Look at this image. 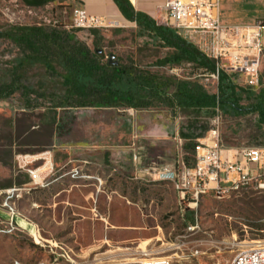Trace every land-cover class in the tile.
Returning a JSON list of instances; mask_svg holds the SVG:
<instances>
[{
    "label": "rangeland",
    "instance_id": "obj_1",
    "mask_svg": "<svg viewBox=\"0 0 264 264\" xmlns=\"http://www.w3.org/2000/svg\"><path fill=\"white\" fill-rule=\"evenodd\" d=\"M74 1L31 6L23 0H0V32L14 26L56 27L92 50L93 42L99 41L103 61L111 55V62L132 64L164 78L190 76L208 93L215 92V83L187 64L156 66L169 50L134 23L76 28ZM220 17L226 25L263 23L264 0H220ZM155 22L164 25L161 17ZM20 52L0 36V84L9 79L10 71H17L23 75L22 84L33 88L43 69L33 65L15 70ZM230 79L248 88L238 75ZM260 89H264V49L260 86L254 91ZM36 102L39 107L26 108L20 91L0 98V264H103L139 254L145 241L146 252L172 264H230L244 243L264 242V192L245 189L189 204L179 199L170 183L152 177L153 168H176L182 161L183 141L177 132L186 115L172 116L162 105L146 110L57 109V120L64 119L61 137L69 143L58 146L53 131L58 135L59 128L47 124L52 111L42 99ZM217 114L222 148L254 147L260 141L256 115L234 116L222 110ZM113 116L133 120L134 132L127 142L106 149L89 144L79 131L89 122L104 124ZM36 155L44 159L22 160ZM166 157L173 166H165ZM48 161L52 166L48 174L40 185L33 184L30 171ZM31 228L41 237L39 243L30 235Z\"/></svg>",
    "mask_w": 264,
    "mask_h": 264
},
{
    "label": "trees",
    "instance_id": "obj_2",
    "mask_svg": "<svg viewBox=\"0 0 264 264\" xmlns=\"http://www.w3.org/2000/svg\"><path fill=\"white\" fill-rule=\"evenodd\" d=\"M23 1L27 5L40 6L50 0ZM112 2L126 21L134 23L169 50L156 60V66L187 64L202 74L214 72L215 62L174 30L136 11L128 0ZM0 36L21 51L15 70L33 65L43 69L33 88L22 84L21 73L10 71L9 79L0 84V98L20 91L26 108L39 107L36 101L42 99L52 111L47 122L50 127L58 121L57 109L112 107L146 110L162 105L172 116L176 112L186 115L185 124L178 129V137L183 141V163L193 166L197 140L209 129V121L217 110H222L234 116L256 115L260 141L254 147H264V89L257 92L249 87L242 89L231 81L229 75L220 72L216 93H208L190 76L164 78L132 64L103 61V53L97 50L99 41L93 42L92 50L74 35L56 27L14 26L0 32ZM31 95L34 100L30 99ZM242 100L246 102L243 104Z\"/></svg>",
    "mask_w": 264,
    "mask_h": 264
},
{
    "label": "built area",
    "instance_id": "obj_3",
    "mask_svg": "<svg viewBox=\"0 0 264 264\" xmlns=\"http://www.w3.org/2000/svg\"><path fill=\"white\" fill-rule=\"evenodd\" d=\"M220 0H165L164 25L215 62V70L203 74L216 85L220 72L238 75L249 88L260 86V63L264 47L261 37L264 22L251 25H226L220 19ZM76 28L106 27L105 17L92 15L84 8H72ZM219 115L210 120L209 129L197 140L194 165L181 161L176 168L152 169L154 179L168 182L181 201L196 204L212 196L220 198L230 192L253 189L264 192V147L224 149L219 143ZM180 140V139H179ZM73 263V262H71ZM103 264H172L166 257L141 251L132 257ZM230 264H264V242L243 245Z\"/></svg>",
    "mask_w": 264,
    "mask_h": 264
},
{
    "label": "crops",
    "instance_id": "obj_4",
    "mask_svg": "<svg viewBox=\"0 0 264 264\" xmlns=\"http://www.w3.org/2000/svg\"><path fill=\"white\" fill-rule=\"evenodd\" d=\"M129 3L133 6V8L136 11H140L142 13L147 14L149 17H151L154 21H158V19L161 17L163 19V9L162 6L165 2V0H128ZM220 3V1H219ZM74 7H81L86 10L87 13L105 17L107 20L109 19L110 15L112 13H119L118 9L112 2V0H75L74 1ZM220 14V11H219ZM121 15V14H120ZM221 19V17H220ZM110 20V19H109ZM64 123V119L56 121V123L53 125L54 127L57 125L61 126ZM104 125V126H103ZM134 123L133 120L129 117H112L107 123H98L95 121L89 122L87 124V127H81L79 128L82 132V135L85 138H88L86 140L90 141L89 144L93 145H103L106 147V149L113 148L114 145H116L118 142H127L130 139V136L133 134V128ZM59 128L58 135L55 134V131H53V143L58 146H64L66 143L62 139V130ZM178 133V132H177ZM148 135H151L149 133ZM178 135V134H177ZM84 140L83 144L87 145V141ZM92 142V143H91ZM31 157H41L37 160L29 159L27 160L28 163H33L39 160H43L44 158L40 155L31 156ZM46 160H48V156H45ZM113 157V156H112ZM130 159V156H129ZM179 161H181V158H178ZM49 164V166H48ZM165 166H173L172 159H169L168 157L165 158ZM51 163L48 161L43 166H38L34 170L41 169V180L35 182L32 171H30L31 177H32V183L35 185H40L44 179V177L48 174L49 170L51 169ZM33 170V171H34ZM63 176V175H61Z\"/></svg>",
    "mask_w": 264,
    "mask_h": 264
},
{
    "label": "bare ground",
    "instance_id": "obj_5",
    "mask_svg": "<svg viewBox=\"0 0 264 264\" xmlns=\"http://www.w3.org/2000/svg\"><path fill=\"white\" fill-rule=\"evenodd\" d=\"M132 2H134V0H132ZM109 19H110L109 22L111 24H113V25H119L121 22L128 23V21H126L119 13H112L110 15ZM39 158H41V157L25 156V157H22V160L25 161V162H27V160H29V159L37 160ZM48 166H49V164H48ZM41 172H42L41 169L32 171V175H33V178H34V181L35 182L41 180ZM0 215H2V213H0ZM29 233L33 237L35 243H39L40 242L41 237L38 235V233H37L36 230H34L33 228H31L29 230ZM147 243H148V241H145V242H142L141 243V248H142L141 251H147L146 248H145L146 245H147ZM254 243H257V241H252V242H249V243H244L243 245H249L250 246V245H252Z\"/></svg>",
    "mask_w": 264,
    "mask_h": 264
},
{
    "label": "water",
    "instance_id": "obj_6",
    "mask_svg": "<svg viewBox=\"0 0 264 264\" xmlns=\"http://www.w3.org/2000/svg\"><path fill=\"white\" fill-rule=\"evenodd\" d=\"M112 58H113V57L110 55V56H109V60H108L109 63L111 62Z\"/></svg>",
    "mask_w": 264,
    "mask_h": 264
}]
</instances>
